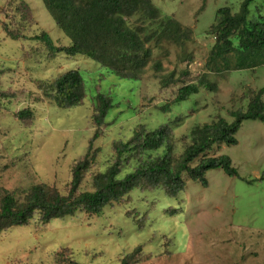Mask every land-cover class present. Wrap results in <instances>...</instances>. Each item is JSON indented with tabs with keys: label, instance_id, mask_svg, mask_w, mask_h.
<instances>
[{
	"label": "rangeland",
	"instance_id": "obj_1",
	"mask_svg": "<svg viewBox=\"0 0 264 264\" xmlns=\"http://www.w3.org/2000/svg\"><path fill=\"white\" fill-rule=\"evenodd\" d=\"M18 1L0 0L5 11L0 12V189L44 184L65 195L71 167L83 158L95 134L90 116L97 92L109 95L113 107L92 141V148L99 149L92 173L105 170L111 142L126 140L139 125L148 130L168 125L180 152L190 142H181L182 135L217 117L231 123L229 112L245 110L249 99L264 88V66L222 73L205 69L214 42L207 31L216 11L228 7L236 13L242 0H151L160 15L152 24L142 23L148 33L174 17L192 29L194 39L182 46L150 45L151 59L160 63L162 72L155 73L150 62L140 81L119 79L81 55L48 58L31 37L46 32L56 46H68L69 39L41 0H23L32 12V26L15 13ZM259 16H264V0H253L248 19ZM3 23L23 30L28 39H9ZM137 25V15L128 20L129 27ZM184 69L191 78L204 74L216 90L200 89L173 104L181 84L162 89L160 80ZM68 70L81 74L85 97L79 106L59 109L43 97L39 85L52 83ZM261 100L264 103V93ZM168 103L170 111H161ZM26 108L33 117L21 121L15 114ZM235 139L234 145L214 146L207 156L229 157L237 176L211 170L205 175L206 186L187 180L176 198L160 190H133L98 217L78 213L45 226L32 222L12 227L0 235V264H55V254L62 249L80 264H118L138 246L143 252L139 264H264V122L243 121ZM90 183L86 177L81 190H90Z\"/></svg>",
	"mask_w": 264,
	"mask_h": 264
},
{
	"label": "trees",
	"instance_id": "obj_2",
	"mask_svg": "<svg viewBox=\"0 0 264 264\" xmlns=\"http://www.w3.org/2000/svg\"><path fill=\"white\" fill-rule=\"evenodd\" d=\"M41 1L70 41L68 46H56L46 32L31 37L44 47L48 58L60 53L67 57L81 55L123 80L140 81L150 62L155 73L162 72L160 63L151 59L153 48L150 45L160 48L162 43L172 42L182 46L193 38L192 29L181 25L174 17L148 33L142 23L147 20L152 24L160 15L151 0ZM252 1L242 0L236 13L228 7L216 11L215 20L207 31V36L214 39L205 63L207 71L222 73L264 66V16L253 21L248 19ZM0 12L5 11L0 9ZM15 13L25 24H34L32 12L23 0L16 4ZM136 15L140 25L129 27L128 20ZM2 31L11 40L28 39L23 30L9 29L6 23L2 24ZM178 84L181 86L173 104L197 95L200 89L216 90L204 74L191 78L188 69L178 74L172 71L160 80L162 89ZM39 89L43 97L59 109L79 106L85 97L84 80L78 70H68L52 83L41 82ZM263 93L264 88L252 96L245 110L230 111L231 123L217 117L182 135L181 142H190L183 145L180 152L176 151L177 142L168 125H158L153 130L139 125L126 140L111 142V159L105 170L92 173L99 153V149L92 148V141L98 137V130L104 127L106 115L113 107L109 95L97 92L90 116L95 134L83 158L77 159L71 167L66 194L44 184L13 191L0 189V235L12 227L32 222L45 226L52 220H63L78 213L98 217L106 207L122 203L133 190H160L176 198L184 191L187 180L206 186L205 175L211 170L220 169L228 176H237L229 157H212L207 153L214 146L236 144L235 134L243 121L264 122ZM170 106L165 104L160 110L168 112ZM15 116L21 121L30 120L33 111L22 109ZM86 177L91 178V188L81 190ZM142 253V247L138 246L118 264H139ZM54 260L55 264H80L68 249L56 253Z\"/></svg>",
	"mask_w": 264,
	"mask_h": 264
}]
</instances>
